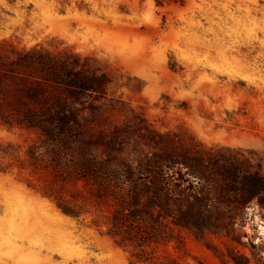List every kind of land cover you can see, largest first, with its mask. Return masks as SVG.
<instances>
[{"label":"rangeland","instance_id":"1","mask_svg":"<svg viewBox=\"0 0 264 264\" xmlns=\"http://www.w3.org/2000/svg\"><path fill=\"white\" fill-rule=\"evenodd\" d=\"M33 48L91 56L109 72L108 93L125 107L79 113L93 150L117 164L156 150L232 148L264 166V0H0V54ZM10 82L0 70V264H222L209 246L226 244L212 232L176 227L147 262L110 235L109 203L29 158L44 134L16 122ZM248 215L245 230L264 240L256 201Z\"/></svg>","mask_w":264,"mask_h":264},{"label":"trees","instance_id":"2","mask_svg":"<svg viewBox=\"0 0 264 264\" xmlns=\"http://www.w3.org/2000/svg\"><path fill=\"white\" fill-rule=\"evenodd\" d=\"M13 54H0V70L11 76L8 102L19 112L15 116L19 125L44 134L28 148L29 158L47 159L58 182L89 184L94 198L113 208L108 233L138 248L141 261L152 260L149 248L155 244L175 240L179 227L200 238L208 232L222 237L225 248L209 246L222 264H264V240L255 241L245 230L253 201L264 217L260 161L236 149L220 148L207 154L156 150L138 163L117 164L93 150L79 113L87 109L95 116L104 106L125 107L124 100L108 93L109 72L96 67L94 57L68 50L56 54L33 48ZM3 119L15 124L10 115ZM58 207L68 215L81 214L63 199ZM157 264L184 263L169 259Z\"/></svg>","mask_w":264,"mask_h":264}]
</instances>
